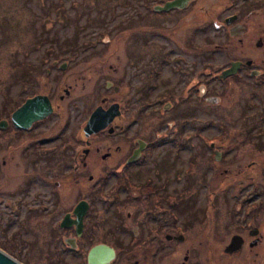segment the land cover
<instances>
[{"label": "flooded vegetation", "instance_id": "af4514ba", "mask_svg": "<svg viewBox=\"0 0 264 264\" xmlns=\"http://www.w3.org/2000/svg\"><path fill=\"white\" fill-rule=\"evenodd\" d=\"M170 1L173 0L153 4L151 14L160 21L150 20L151 37L139 35L141 31L136 33L143 45L123 47L131 55L128 63L132 70L124 69L119 78H109L105 85L95 80L91 93L102 97L94 107L89 106L90 115L82 126H72L75 117L71 112L75 105L71 96L75 90L71 86L58 95L41 88V96L49 98L53 112L29 130H17L12 117L5 119L9 123L8 135H13L8 140L16 142L25 135L28 146L33 143L27 139L28 135L40 123L41 139L37 146L41 148L40 157L50 152L60 166L51 169L54 178L41 173L42 185L46 178L52 179L53 190L48 199L40 197L37 208L38 241L41 246V228L49 227L48 237L54 233L55 248L52 250L51 246V252L44 253L47 257L52 254L56 264H68V261L71 264H264V189H248L239 206H232L237 215L227 200L232 190L209 192L213 199L222 193L220 208L219 199L206 201L203 190L212 187L218 178L253 179L254 176L190 172L189 167L195 171L199 162L204 166L207 161L213 166L230 163L226 157L229 146L209 143L213 158H207L202 143L204 124L194 131H189L188 126L189 120L196 118V112L205 113L209 95L223 97L221 92L211 91L214 83L227 84L243 77L264 78V57L259 63L251 54L234 55L237 57L225 67L207 71V60H213L221 46L207 51L206 8L202 0H188L181 8L169 11L156 10ZM187 18H197L198 24L185 30L177 45L175 31L168 23L176 20L183 25ZM229 18L234 21L228 25ZM224 23L229 30L228 41L238 39L245 43L252 29L249 17L234 14L226 17ZM150 24L139 27L148 29ZM160 39L173 44H161ZM260 42L263 47V41ZM235 63L239 64L237 72L222 78ZM52 65L63 71L67 68L66 63ZM220 106V101L213 105ZM98 108L103 112L111 108L115 117L105 129L88 136L85 127ZM61 118H64L62 126ZM193 138L202 139L195 144L198 159L196 154L189 156L188 149L182 151ZM48 144L52 145L46 151ZM165 165L168 167L164 168ZM178 165L187 167L174 173V166ZM97 166H101L100 175L94 174ZM111 171L117 173V180L107 191L124 192L118 197L120 206L113 207L112 219L107 208L100 210L94 205V195L104 194L111 182ZM74 191H77L75 195ZM242 195L238 196L242 198ZM83 210V221H77L76 211ZM67 217L70 221H65ZM46 236L47 232L43 237Z\"/></svg>", "mask_w": 264, "mask_h": 264}, {"label": "rangeland", "instance_id": "374dc122", "mask_svg": "<svg viewBox=\"0 0 264 264\" xmlns=\"http://www.w3.org/2000/svg\"><path fill=\"white\" fill-rule=\"evenodd\" d=\"M157 1L160 0H0V122L12 117L27 99L41 95V88L58 95L71 86L75 90L71 99L76 106L71 112L75 117L72 126H82L90 115L89 106L94 107L102 97L91 93L92 85L97 83L95 80L105 85L109 78L117 79L124 69L130 70L131 55L123 47L143 45L139 35L152 36L151 24L160 21L151 14ZM202 3L206 8L204 38L207 51L221 46L214 59L207 60V71L225 67L229 60L237 57L234 55L240 54H251L262 63L264 44L263 47L257 44L261 40L264 43V0H202ZM147 14L151 15L147 17ZM234 14L245 19L249 17L252 22L251 32L243 44L238 39L228 41L229 30L224 19ZM150 20L153 21L151 24ZM173 22L170 21L168 27L175 31L173 37L177 45L185 30L198 24L197 18H189L183 25L176 20ZM141 24H150V27H139ZM138 31L142 34H136ZM158 42L167 46L173 44L164 39ZM223 44L227 45L226 49ZM54 62L66 63V70L53 66ZM214 84L211 91H219L223 97L209 95L205 113L196 112V118L189 120L188 126L189 131H194L204 124L205 142L202 143H205L207 158H213L209 143L218 142L223 148L229 146L226 157L230 164L213 166L207 161L205 166L199 162L195 171L192 166L188 167L193 174L203 172L208 176L218 171L220 174L253 175V179L218 178L209 190H203L206 201L218 202L219 199V208L222 193L213 199L209 192L232 190L227 200L236 214L232 206H239L248 189H264V78L243 77L227 84ZM101 93L105 94V91ZM218 101L221 106L214 108ZM66 116L69 119L68 114ZM57 119H52L47 126ZM61 120L64 122V118L59 119L62 126ZM0 131L3 132L0 135V249L24 264H56L52 254L46 256L47 250L51 252L54 240V233L48 237L49 227L41 228V246L38 241L40 214L37 208L40 197L48 199L52 195L50 184L53 180L47 178H54L55 172L51 169L60 166L50 152L40 157L41 148L37 147L41 139L40 123L28 135L27 139L33 141L31 146L25 135L14 142L8 140L13 135H8L7 130ZM200 141L202 139H191L182 151L188 149L189 156L196 154L198 159L195 144ZM51 145H45V150ZM186 167L174 166L173 172L181 169L183 172ZM100 168L97 166L94 174L100 175ZM105 172L103 169L102 173ZM41 173L48 176L44 186L40 181ZM111 174L105 193L94 195V205L100 210L107 208L110 219L115 211L113 207L120 206L118 197L124 193L107 191L117 180V173L111 171ZM76 193L74 191V195ZM241 194L242 198L238 196ZM221 207L223 210L224 205ZM45 232L47 236L43 237ZM54 248L52 246V250ZM68 264L71 263L68 261Z\"/></svg>", "mask_w": 264, "mask_h": 264}, {"label": "water", "instance_id": "95a60500", "mask_svg": "<svg viewBox=\"0 0 264 264\" xmlns=\"http://www.w3.org/2000/svg\"><path fill=\"white\" fill-rule=\"evenodd\" d=\"M188 0H173L167 2L164 6H158L157 11H169L173 8H181L184 6ZM234 21V18L227 19V24H231ZM233 34V33H232ZM258 46H262V43L259 41ZM239 64L235 63L232 65L231 69L227 72H224L222 78H226L235 74L238 70ZM53 112L51 102L47 96L37 95L33 98H29L26 102L18 108L12 114V122L15 128L19 130H29L34 123L43 120L48 117ZM115 115H113L111 108L107 112H103L101 108H98L90 117L85 131L89 136L95 134L105 129L113 120ZM9 126L7 120L0 122V129L6 130ZM85 210L76 211L77 221H83ZM65 221H70L69 217ZM0 264H24V262L16 260L10 256L7 251L0 249Z\"/></svg>", "mask_w": 264, "mask_h": 264}]
</instances>
